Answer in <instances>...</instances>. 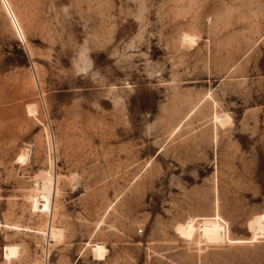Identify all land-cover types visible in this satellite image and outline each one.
Returning <instances> with one entry per match:
<instances>
[{
	"label": "rangeland",
	"instance_id": "rangeland-1",
	"mask_svg": "<svg viewBox=\"0 0 264 264\" xmlns=\"http://www.w3.org/2000/svg\"><path fill=\"white\" fill-rule=\"evenodd\" d=\"M0 264H264V0H0Z\"/></svg>",
	"mask_w": 264,
	"mask_h": 264
},
{
	"label": "bare ground",
	"instance_id": "bare-ground-1",
	"mask_svg": "<svg viewBox=\"0 0 264 264\" xmlns=\"http://www.w3.org/2000/svg\"><path fill=\"white\" fill-rule=\"evenodd\" d=\"M187 41L191 43L190 41H193L192 37L186 36ZM185 39V37H184ZM186 41V40H184ZM186 41V42H187ZM194 43V42H193ZM227 117V116H226ZM224 115L220 118V120H215L220 123L221 126H224L223 119H227ZM223 118V119H222ZM229 118V117H228ZM230 120V119H229ZM226 121V120H225ZM224 121V122H225ZM228 121V119H227ZM226 121V123H227ZM45 179V178H44ZM55 191H53V194ZM33 198L31 201L32 208L34 212L40 213L42 215H46L49 218V222L46 225L47 228L45 231L40 232V234L43 237H46L50 241H58L62 237V231L57 230L51 223L52 221V214H51V193H52V183L49 178H47L44 182H42L40 185H37V188L33 192ZM46 238V239H47ZM225 239V230L218 222H215L213 225H209L205 231V233L202 235V240L206 244L209 245H219L223 243ZM105 248L101 245H94L92 247V254L96 261L104 260L105 258ZM19 255L18 247L13 245H6L3 250V258L7 263H11L13 260L17 259Z\"/></svg>",
	"mask_w": 264,
	"mask_h": 264
}]
</instances>
